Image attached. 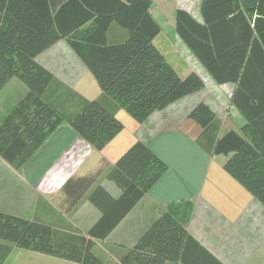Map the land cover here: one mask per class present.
<instances>
[{
    "label": "trees",
    "instance_id": "trees-1",
    "mask_svg": "<svg viewBox=\"0 0 264 264\" xmlns=\"http://www.w3.org/2000/svg\"><path fill=\"white\" fill-rule=\"evenodd\" d=\"M150 5L151 0H0V91L12 78L26 88L0 121L2 159L20 168L63 121L100 151L123 129L114 109L122 108L141 123L204 87L196 72L185 71L168 40L160 38ZM200 14L201 22L177 9L176 34L215 83L235 84L230 103L244 123L219 135L215 112L199 102L183 127L193 136L200 131L196 140L207 154L228 156L223 170L264 205V0H201ZM112 23L126 31L117 43L107 40ZM59 40L68 43L107 101H81L72 115L56 107L55 89L62 85L35 58ZM52 83L55 89L50 88ZM167 168L144 142L136 141L112 166L64 184L67 211L103 172L121 190L113 199L94 186L87 198L101 216L86 235L77 231L60 235L49 224L0 212V239L20 249L99 264L92 252L96 240L109 234ZM166 261L221 264L175 218L159 212L119 264Z\"/></svg>",
    "mask_w": 264,
    "mask_h": 264
},
{
    "label": "crops",
    "instance_id": "crops-1",
    "mask_svg": "<svg viewBox=\"0 0 264 264\" xmlns=\"http://www.w3.org/2000/svg\"><path fill=\"white\" fill-rule=\"evenodd\" d=\"M171 1L174 16L177 9H183L197 21H202L201 0H197L194 7L191 5L178 7L177 0ZM167 3L168 0H151L149 12L156 22L158 6L160 4L167 6ZM116 26L112 23L107 31L109 43H117L126 37V31ZM168 42L181 59L185 71L196 72L203 80L204 87L153 112L141 123L128 121L133 135L132 140L122 151L124 152L134 142L142 141L167 164L168 168L109 234L102 240H96L92 252L98 258L99 264H119L120 259L135 245L158 213L167 212L221 264H264V205L249 193L247 195L243 193L242 199H225L221 196L217 198L213 192L205 195L203 182L210 155L196 140L200 131L194 129L193 136L190 130L183 127L189 111L197 103L203 102L220 120L219 135L228 130L240 129L244 119L230 103L235 84L215 83L178 37L175 25L172 41L169 39ZM35 60L52 73L54 82L61 84L62 88L75 89L81 79L88 78L91 83L90 78H93L65 40L55 42L38 54ZM52 84L50 88L55 89L57 85ZM10 86L20 90L18 97H22L26 92L25 86L12 78L2 88L0 96ZM213 89L216 90V94L228 95V102L238 115L236 122H226L225 115L212 107L209 95ZM55 90L54 95H59L60 87ZM18 97L14 99L15 102ZM8 111L0 99V121ZM188 127L193 130L191 125ZM123 130L124 125L122 131L102 150L96 151L63 121L20 168L12 167L0 156V212L49 224L60 233L77 231L86 235L101 216L100 210L87 198L94 186L102 187L113 199L120 196L121 190L107 179L103 172L98 175L94 185L79 202L67 211L64 209L69 205V201L66 195H61L64 194V184L70 178L85 177L103 166H112L123 152H112V156H108L106 152ZM94 154L98 155V161L84 169L83 166ZM224 162L221 163V167ZM54 205L67 213L66 215L61 213L62 220L68 223L67 228L56 226V223L62 221L59 222L58 219L55 221L52 217L56 212L57 215L60 214V211L54 209ZM0 264L81 263L20 249L0 239ZM164 264L181 263L166 261Z\"/></svg>",
    "mask_w": 264,
    "mask_h": 264
},
{
    "label": "rangeland",
    "instance_id": "rangeland-1",
    "mask_svg": "<svg viewBox=\"0 0 264 264\" xmlns=\"http://www.w3.org/2000/svg\"><path fill=\"white\" fill-rule=\"evenodd\" d=\"M169 3H167V6H158V13H156V20L161 28V37H166L168 40L170 39L172 41V36L174 32V25H175V16L174 11H172V1L168 0ZM197 4V0H177L176 6L178 7H185V5H191L194 7ZM117 25V24H116ZM116 27H119L118 25ZM91 77V76H90ZM16 79V78H15ZM88 80V78L81 79L78 86L75 87V89H69V88H63L60 91V94L56 96H53L55 99L56 107L64 112L67 115H72L76 113L79 108L81 101H90V100H99V101H107L106 96L103 94V92L100 90L99 86L96 82H94L93 78ZM18 80V79H17ZM19 81V80H18ZM84 86L85 89L82 87ZM26 89V88H25ZM26 91V90H25ZM216 90L213 89V92L211 91L210 96V104L212 107L216 109L217 112L223 113L226 117V122H236L238 119V115L236 112L231 108V105L228 102V95L227 94H216ZM4 94H1L0 99L3 101V104L5 107L10 110L22 97L20 96V90L18 88L10 86L8 89L4 90ZM26 93V92H25ZM18 97V100L15 102L14 99ZM9 104V105H8ZM114 115L118 120L122 122L124 125L123 132L115 139L112 146L108 148L106 154L108 156H112V152H121L123 148L129 143L130 140H132V127H130L128 121H131L134 123V119L131 118L129 114H127L122 108L118 111L117 109H114ZM220 121V120H219ZM123 152V151H122ZM213 157L208 156V170L206 172V175L204 177L203 182V191L204 194H209L211 192L214 193V195L219 198L220 196L228 199V198H235V199H242L243 193L247 195V191L238 184L232 177H230L221 167V163L224 162L228 156L225 155H212ZM98 161V155L94 154L91 156V158L85 163L83 168H88L93 162ZM102 166V165H101ZM102 168V167H101ZM61 195H65L61 194ZM55 204H58L56 201H54ZM54 209L60 211V214L57 215V212L55 214H52V217L55 221L61 222L56 223L57 227L67 228L68 223L65 220H62L61 213H64L65 215L67 213L63 212L66 210V208L63 210L61 207H57L54 205ZM69 213V212H68ZM59 234H65L60 233V231H57Z\"/></svg>",
    "mask_w": 264,
    "mask_h": 264
}]
</instances>
